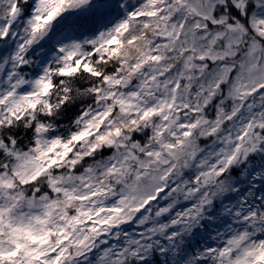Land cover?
<instances>
[{
	"label": "snow or ice",
	"instance_id": "snow-or-ice-1",
	"mask_svg": "<svg viewBox=\"0 0 264 264\" xmlns=\"http://www.w3.org/2000/svg\"><path fill=\"white\" fill-rule=\"evenodd\" d=\"M0 264H264V0H0Z\"/></svg>",
	"mask_w": 264,
	"mask_h": 264
}]
</instances>
